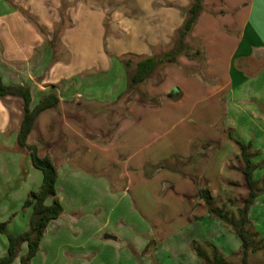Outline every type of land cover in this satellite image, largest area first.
Wrapping results in <instances>:
<instances>
[{
    "label": "crops",
    "instance_id": "crops-1",
    "mask_svg": "<svg viewBox=\"0 0 264 264\" xmlns=\"http://www.w3.org/2000/svg\"><path fill=\"white\" fill-rule=\"evenodd\" d=\"M191 2L127 0L125 7L122 0H0L3 83L29 88L31 108L46 95L59 99L38 115L27 139L52 159L56 197L63 206L48 224L32 264L44 247L58 249L64 258L61 251L67 248L77 254L94 245L114 248L124 231L121 224L165 231L163 226L177 218L195 228L199 264L215 251L228 263L240 257L242 242L230 247L219 239L222 230H234L210 213L199 189L210 192L212 208L225 211L241 208L249 196L241 148L229 134L234 128L242 141L254 135L252 150L263 152L264 0H202L205 9L185 40L198 44L190 46V56H202L205 64L182 55L178 62L193 68L192 75L170 67L166 82L147 78L128 87L136 62L151 57V49L161 53L159 45L170 42ZM61 15L66 21L57 30ZM107 16L106 31L99 27ZM93 23L98 37L90 34L91 26L87 30ZM104 38L109 48L102 45ZM129 54L127 66L121 58ZM196 69L202 75L194 74ZM23 107L20 96L0 97V148L6 151L17 144ZM170 156L177 164L169 163ZM22 161L23 167L16 160V174L31 178L30 156ZM259 161L252 159L255 165ZM148 165L157 168L152 175L144 174ZM253 178L260 188L257 169ZM40 184L37 177L34 185ZM262 200L256 197L248 216L251 230L264 239ZM186 238L182 245L188 248ZM21 247L24 251L25 243Z\"/></svg>",
    "mask_w": 264,
    "mask_h": 264
},
{
    "label": "rangeland",
    "instance_id": "rangeland-1",
    "mask_svg": "<svg viewBox=\"0 0 264 264\" xmlns=\"http://www.w3.org/2000/svg\"><path fill=\"white\" fill-rule=\"evenodd\" d=\"M122 3L125 7L128 5L127 0H122ZM173 9L177 10L178 6L174 5ZM204 9L205 8L202 5L200 13ZM107 17L108 18H106V20L99 27V28L103 27L104 30L106 31L110 30V25H109L110 20H109V16ZM65 21L66 19L61 15L60 21H58L57 24L55 25L56 29L61 30L64 26L63 24ZM118 22L115 21L114 24L116 25L118 24ZM183 24L178 29L174 30L173 33L169 36L170 42L167 45H162V44L159 45L161 49V51H159V53L161 52L160 54H158V52H156L155 49H154L155 51L151 49L152 57H157V58L160 57L162 59L169 50H171L172 48H174V46H176L178 34ZM67 26L68 25H66V27ZM71 26L75 27L76 25L75 23H71ZM90 26H91L89 30L90 34L93 35L94 37H98V33H97V31L99 30L98 25L96 23L95 24L93 23L92 25H86L87 30L89 29ZM79 29L80 28H77L78 31ZM119 29H124V27L121 26L119 27ZM188 33L186 35H188ZM120 36L122 38L126 37L124 33H120ZM104 39L102 40V45L104 44L105 48H109L108 39L107 38L105 40ZM184 41L186 43L185 39ZM93 42L94 44L92 48L95 49V47H97L95 44L96 42L95 41ZM119 42L123 43L124 41L120 40ZM186 44L191 47H193V44L195 46H198V44L194 42H192L191 44L188 43ZM182 55L185 56L186 54H180V55L175 54L174 57L176 58V60L174 62H168L166 60L167 58H165L164 61L162 63H159L155 71L152 72L147 78H151L154 82H158V83L162 81L166 82L167 73L165 69L170 67L180 68V70L182 71L181 75L183 76L187 74L192 75L193 73L191 74V72H193L194 70L193 68L184 67L179 64L178 59ZM126 56L127 57L129 56L128 59L127 57L121 58V60H123L122 61L123 63L124 60H129L133 58L132 54ZM185 57L189 59H194L203 65L205 64V60L202 58V56H195L194 58H192V56L189 57L186 55ZM198 70L196 69L194 71V74L196 73L198 75H202V72ZM176 89L177 87H174L172 88V91L176 92ZM148 99L151 100V98ZM92 106L99 107L100 104H93L91 105V107ZM234 133L235 130L234 128H232L229 134L230 139L234 140L235 143L240 148H241L240 144H244V145L249 144L251 146L250 148V153L252 154L251 158L252 159L254 158V161L260 160L258 165H255V163L253 164H254V170L257 169V171L259 172V176H261L262 178V184L261 181L259 183L260 188H258V195L260 198L263 199L262 205L264 207V137L263 140H261L263 141L262 143L263 152L261 153V151L252 150V145L256 142L254 135L252 134H249V136L245 135L243 137L245 140L242 141L240 139L241 137L233 135ZM15 145L16 146L13 150L6 151L5 149L0 148V213L2 212L6 213L2 215L4 217L3 219L4 221H0L5 223V232H0V257L5 255L7 252L8 233L17 235L18 233L19 234L20 232L23 233L29 229L28 221H30L32 209L30 207L24 206V202L28 196V193L31 190H37L39 188L37 185H34L36 182V178L37 177L40 178V183L42 178V172L37 168H33L34 172L31 173L32 177L28 179H25L24 175L21 173L16 174V160L19 159L20 162H22L21 166L23 167L24 161H22V159L26 155H29V153L25 148L20 147L18 144ZM167 160L170 161L169 162L170 164L173 163L177 164V161L175 160L174 156H170ZM156 169H157L156 167H152L148 165L145 168H143V171L144 174L146 175H152L156 171ZM163 169H167L170 172L175 171L174 169H172V167L165 165ZM6 178H8L7 184H5ZM263 207L260 208L259 210L261 209L264 210ZM137 213L139 214V212ZM121 222L123 223V221ZM181 222H182L181 218L180 219L177 218L175 222H168L166 227L163 226L165 231L162 230L159 231L160 230L159 227L153 229L155 227L152 226L148 227L150 228L151 231L149 229L140 231L138 227L133 229L132 227H127L121 224L120 229L121 230L124 229V231L120 233L122 234V237L116 242L114 248H110V247L103 248L94 245L93 247L87 249V251L83 254L74 253L75 251L72 252L71 249L67 248V250L61 251L62 252L61 254L66 255V258H64L63 256H59L57 254L58 249H51L48 247H44L45 248L44 251L46 252V254L45 252L39 254L37 259L33 262L34 264H199L198 261H196L195 259L196 257L194 258V256L197 255L196 250L199 249V244H198L199 241L194 237L195 228L193 225L183 226V222L182 223ZM226 229L228 231L222 230L220 234H218L219 239L225 242L226 245H229L230 247L235 244H241V239L238 237V235L232 230H229L228 228ZM185 237H187L186 239L188 240V248H185L184 245H182V242L185 240ZM143 242H145L143 248L140 249L136 247V245L141 244ZM178 245L180 247H177ZM24 249L25 250L22 251V247H20L12 264H22V259L26 255L28 249L27 243H25ZM190 252H192L193 255L190 254ZM32 260L33 258L29 261V264H32ZM76 260L80 263H77ZM201 261H203L202 262L203 264L204 263L208 264L205 262V259L204 260L201 259ZM228 264H242L241 255L239 258L233 256ZM248 264H264V243L260 245V247L255 252H252L250 254Z\"/></svg>",
    "mask_w": 264,
    "mask_h": 264
},
{
    "label": "trees",
    "instance_id": "trees-1",
    "mask_svg": "<svg viewBox=\"0 0 264 264\" xmlns=\"http://www.w3.org/2000/svg\"><path fill=\"white\" fill-rule=\"evenodd\" d=\"M202 8V0H192L191 6L187 9L186 19L182 28L179 31L176 46L169 50L164 57H147L136 62L135 69L128 77V87L143 83L146 78L155 71L159 63H162L165 58L168 62H174V55L186 54L190 56V46L184 41L185 36L190 32L195 25L199 13ZM128 66L131 59L125 60ZM7 95L20 96L24 100V116L17 133V144L25 148L30 156L32 165L42 172V182L37 190H31L24 202V206L32 209V214L29 222V229L20 234L8 233V248L5 255L0 257V264H12L23 243H27V253L22 259V264H29V261L37 254L42 237L44 236L50 221L58 218L63 212V206L56 197V181L57 170L48 155L41 156L37 145L27 142L28 136L34 126L36 118L45 109L54 107L58 103L57 96L50 94L44 96L34 107H30L31 95L29 88L22 85H7L4 84L0 75V97ZM241 157L244 160L245 167L243 173L246 176L250 187L249 196L245 199L241 208H236L233 211H225L222 208H212V197L207 189H199V194L209 206L210 213L218 216L225 223L230 225L234 232L241 239V258L242 264L249 263V257L252 252H255L260 245L264 243V239L257 231L251 230V221L249 220L248 212L254 204L258 196L256 181L253 178L254 164L252 162V154L250 153L251 146L240 144ZM52 199L50 203L48 199ZM233 201H230L232 203ZM234 204V203H232ZM0 232H5V223L0 222ZM208 264H228L224 256L216 252L211 257L205 258Z\"/></svg>",
    "mask_w": 264,
    "mask_h": 264
},
{
    "label": "water",
    "instance_id": "water-1",
    "mask_svg": "<svg viewBox=\"0 0 264 264\" xmlns=\"http://www.w3.org/2000/svg\"><path fill=\"white\" fill-rule=\"evenodd\" d=\"M105 238H112V239H116V237L115 236H113V235H110V234H105V236H104Z\"/></svg>",
    "mask_w": 264,
    "mask_h": 264
}]
</instances>
